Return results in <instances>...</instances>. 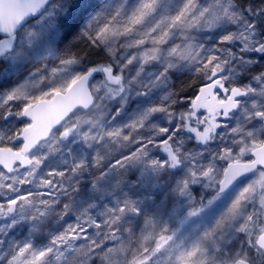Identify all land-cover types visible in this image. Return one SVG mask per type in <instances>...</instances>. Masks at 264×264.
<instances>
[{"label":"snow or ice","instance_id":"1","mask_svg":"<svg viewBox=\"0 0 264 264\" xmlns=\"http://www.w3.org/2000/svg\"><path fill=\"white\" fill-rule=\"evenodd\" d=\"M0 264H264V0H0Z\"/></svg>","mask_w":264,"mask_h":264},{"label":"rangeland","instance_id":"2","mask_svg":"<svg viewBox=\"0 0 264 264\" xmlns=\"http://www.w3.org/2000/svg\"><path fill=\"white\" fill-rule=\"evenodd\" d=\"M174 82L176 84L177 90H179L182 86L187 87V84L190 82L189 78L186 76L174 77Z\"/></svg>","mask_w":264,"mask_h":264}]
</instances>
